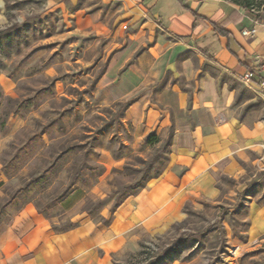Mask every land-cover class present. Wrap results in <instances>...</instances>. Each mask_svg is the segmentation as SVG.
Segmentation results:
<instances>
[{
    "label": "rangeland",
    "instance_id": "1",
    "mask_svg": "<svg viewBox=\"0 0 264 264\" xmlns=\"http://www.w3.org/2000/svg\"><path fill=\"white\" fill-rule=\"evenodd\" d=\"M130 13L124 0H0V227L33 206L64 247L82 216L108 228L166 171L172 129L138 142L126 103L105 107L97 94L112 56L142 31L144 15ZM174 74L161 87L182 85ZM225 81L240 90L239 119L264 118L261 96ZM218 188L173 203L135 249L97 252L98 264H264V170L222 176Z\"/></svg>",
    "mask_w": 264,
    "mask_h": 264
},
{
    "label": "crops",
    "instance_id": "2",
    "mask_svg": "<svg viewBox=\"0 0 264 264\" xmlns=\"http://www.w3.org/2000/svg\"><path fill=\"white\" fill-rule=\"evenodd\" d=\"M124 1L132 16L144 15L142 31L112 56L97 94L105 107L130 103L123 119L138 142L172 129L166 171L127 198L108 228L82 216L64 247L36 208H26L0 227V264H98L97 252L135 249L173 203L191 195L215 199L220 177L264 170V118L239 119L240 90L225 81L239 82L247 70L256 83L264 80V20L225 0ZM256 25L255 37H243ZM169 73L183 84L161 87ZM246 88L260 96L256 86Z\"/></svg>",
    "mask_w": 264,
    "mask_h": 264
},
{
    "label": "built area",
    "instance_id": "3",
    "mask_svg": "<svg viewBox=\"0 0 264 264\" xmlns=\"http://www.w3.org/2000/svg\"><path fill=\"white\" fill-rule=\"evenodd\" d=\"M257 25L254 26L250 30H244L242 31V35L245 38H253L257 35ZM256 65H259L260 67L261 60L259 57L255 58ZM238 80L240 83L245 85L248 88H252L253 86H256V89L258 91V94L261 96V98L264 100V80H259L257 83L254 80V72L252 70H247L244 74L240 75L238 77Z\"/></svg>",
    "mask_w": 264,
    "mask_h": 264
},
{
    "label": "trees",
    "instance_id": "4",
    "mask_svg": "<svg viewBox=\"0 0 264 264\" xmlns=\"http://www.w3.org/2000/svg\"><path fill=\"white\" fill-rule=\"evenodd\" d=\"M225 1H228L238 7H240L241 9H243L244 11H247V12H250L252 13L254 16H256L252 11L255 9V8H259L260 7V0H225ZM258 19H261L260 17L256 16ZM216 31H218L220 34L222 35H227V33L220 29L217 25H214ZM9 31V30H8ZM13 30H10V32H12ZM5 34H8L5 33ZM130 105V103H126V107H128ZM160 140L158 138L157 135L155 134H150L147 138H146V143L148 145H155L157 143H159ZM75 180L76 178L74 179V181L71 183L70 185V189H72L74 186H75Z\"/></svg>",
    "mask_w": 264,
    "mask_h": 264
}]
</instances>
